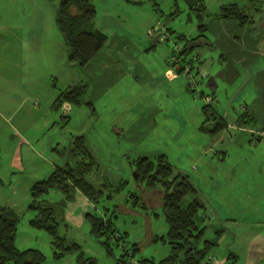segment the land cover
I'll return each mask as SVG.
<instances>
[{
	"label": "rangeland",
	"instance_id": "obj_1",
	"mask_svg": "<svg viewBox=\"0 0 264 264\" xmlns=\"http://www.w3.org/2000/svg\"><path fill=\"white\" fill-rule=\"evenodd\" d=\"M93 3L96 27L108 41L80 68L68 61L56 24L59 0H0V142L9 150L13 139L17 145L24 139L28 154L25 171L0 184V205L19 219L17 248L40 251L42 264H89L81 255L120 264L127 252L135 254L125 258L131 264H158L171 252L163 210L153 205L164 188L138 182L135 173L140 159L165 156L174 175L196 188L181 206L194 199L202 205L196 223L214 244L209 259L264 264V140L251 134L264 111V55H254L264 39V1L202 0L203 11L186 0ZM233 3L252 23L241 27L238 19L221 17V8ZM201 35L200 45L188 44ZM78 85L87 89L82 103L56 111L61 93ZM214 113L228 129L202 131ZM78 136L86 138L97 164L87 181L104 190L88 213L117 230L108 232L107 248V237L93 235L86 219L63 223L65 247L80 245L65 252L45 230L30 226V189L54 167L76 163L69 152ZM59 144L64 155L55 150ZM45 199L56 203L64 195L51 191ZM73 205L65 213L79 202Z\"/></svg>",
	"mask_w": 264,
	"mask_h": 264
},
{
	"label": "trees",
	"instance_id": "obj_2",
	"mask_svg": "<svg viewBox=\"0 0 264 264\" xmlns=\"http://www.w3.org/2000/svg\"><path fill=\"white\" fill-rule=\"evenodd\" d=\"M186 2L190 8L194 7V2L201 4L202 9L200 7L199 10L203 11L202 0H186ZM73 10L76 12L73 13ZM96 14L93 0H59L56 24L67 47L68 61L80 68L87 67L108 41L107 35L96 27ZM198 17L202 22V14ZM221 17L238 19L241 27L252 23L237 3L223 6ZM199 29L205 32L207 27L200 24ZM202 37L203 35L189 40L188 44L192 41L200 45ZM86 91L85 85H78L64 91L54 102V109L59 111L65 104L80 105ZM204 109L208 115L209 108ZM224 127L225 125L221 122L218 128L210 133L217 134L223 131ZM202 131L207 133L205 127ZM60 148L59 144L55 150L61 153ZM69 155L78 159L76 163L73 166L71 163L64 167L56 166L47 180L34 183L30 189L31 203L29 205V210L35 213L29 221L30 226L37 230H45L52 237L53 244L65 252L80 250V245L77 243L65 247L66 240L59 236L60 226L66 223L67 205L76 200L77 193H81L91 203H96L104 194V190L97 189L87 181V176L93 172L97 164L84 136H78L73 140ZM136 173L138 182L146 183L150 188L156 186L164 188V194L160 193V196L156 198L157 202L153 205L160 206L163 210L168 225L167 239L171 245V252L158 264H214L212 259H209L214 244L204 240V230H201L196 223L202 205L194 199L186 208L181 206L188 195H195L197 192L189 178L182 174L174 175L173 167L165 156L155 161L148 158L140 159ZM51 191L60 192L64 195V199L56 203L49 202L45 196ZM85 219L89 222L93 235L107 237L103 244L108 248L111 238L108 232L117 230L113 228L112 222H105L101 217L91 213H88ZM18 224L19 219L15 211L0 205V264H42L45 256L40 251L17 248ZM63 254L65 253H61ZM127 256L133 257L135 254L134 252L123 254V259L119 263L131 264L129 259H125ZM81 258L84 262L96 264L93 259H85L83 255ZM140 264H155V262L141 260Z\"/></svg>",
	"mask_w": 264,
	"mask_h": 264
},
{
	"label": "crops",
	"instance_id": "obj_3",
	"mask_svg": "<svg viewBox=\"0 0 264 264\" xmlns=\"http://www.w3.org/2000/svg\"><path fill=\"white\" fill-rule=\"evenodd\" d=\"M257 42L258 41H256V40L254 41V43H257ZM249 43L251 44L252 41L250 40ZM258 43H259L260 53L254 54V55L263 58V55H264V39H260V41ZM212 87H214L213 91H215L216 85H213ZM258 112H260V111H258ZM215 114L216 113H214V115L212 116V120L209 123L213 122L214 118H216L218 116V114H216V115ZM258 116H259V118H256V120L253 121V123L256 124V126H255L256 128L252 129L251 134L257 136L259 138L258 142L263 144V140H264V111H263V113L260 112V115H258ZM221 122L225 125L223 131L228 129V123L226 121H224V119H222ZM16 135L17 134H14V137L18 138V136H16ZM12 143L14 144V147L12 149L3 150L2 145L4 144V142H0V172L1 171L5 172V176L2 177L0 175V184L3 183L4 179H7V178L10 179L15 172H24L26 169V161L28 159V156H27L28 154L27 153L23 154V150H22V147L24 146V144L26 142L24 141V139H20L19 145H17L16 140L13 139ZM24 156L27 158L24 159ZM31 164L32 163L29 161L28 166ZM2 166H4V167L2 168ZM54 170H55V167L52 171H54ZM52 173L53 172H51V174ZM50 175L48 176V178L50 177ZM48 178H46L45 180H47ZM77 201L79 202V207H76L75 209L70 208L65 213L66 223L68 221H71L73 223H77L80 225H82L84 223L83 219L86 218V215H87L88 211L90 210L92 203L87 198H85L81 193H77L76 194V200L72 203H69L68 205H73V204L77 203ZM73 206H75V205H73ZM196 221H197V218H196Z\"/></svg>",
	"mask_w": 264,
	"mask_h": 264
},
{
	"label": "water",
	"instance_id": "obj_4",
	"mask_svg": "<svg viewBox=\"0 0 264 264\" xmlns=\"http://www.w3.org/2000/svg\"><path fill=\"white\" fill-rule=\"evenodd\" d=\"M160 38L161 35H157L155 38H153V43L155 44L160 43L161 42ZM220 123H221V117L217 116L213 122L205 126V129L207 132H214L218 128ZM135 178L137 179V173H135Z\"/></svg>",
	"mask_w": 264,
	"mask_h": 264
},
{
	"label": "flooded vegetation",
	"instance_id": "obj_5",
	"mask_svg": "<svg viewBox=\"0 0 264 264\" xmlns=\"http://www.w3.org/2000/svg\"><path fill=\"white\" fill-rule=\"evenodd\" d=\"M214 120H215V118H214ZM214 120H213V121H214Z\"/></svg>",
	"mask_w": 264,
	"mask_h": 264
},
{
	"label": "built area",
	"instance_id": "obj_6",
	"mask_svg": "<svg viewBox=\"0 0 264 264\" xmlns=\"http://www.w3.org/2000/svg\"><path fill=\"white\" fill-rule=\"evenodd\" d=\"M210 100H212V99H210Z\"/></svg>",
	"mask_w": 264,
	"mask_h": 264
}]
</instances>
